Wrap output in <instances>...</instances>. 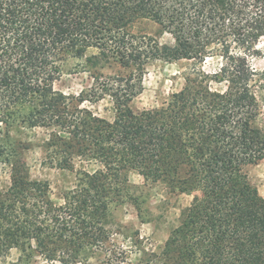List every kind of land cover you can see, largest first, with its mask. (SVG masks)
<instances>
[{
	"label": "trees",
	"instance_id": "trees-1",
	"mask_svg": "<svg viewBox=\"0 0 264 264\" xmlns=\"http://www.w3.org/2000/svg\"><path fill=\"white\" fill-rule=\"evenodd\" d=\"M261 38L264 0H0L4 136L47 128V165L86 164L56 205L14 146L1 145L11 182L0 190V258L14 248L16 261L84 263L104 250L111 206L136 172L194 194L165 241L166 264H264V197L246 171L264 160V70L250 64ZM209 57L220 59L211 72ZM70 59L93 80L77 95L53 87ZM154 60L198 67L160 106L134 111ZM105 97L112 120L82 107Z\"/></svg>",
	"mask_w": 264,
	"mask_h": 264
},
{
	"label": "rangeland",
	"instance_id": "rangeland-1",
	"mask_svg": "<svg viewBox=\"0 0 264 264\" xmlns=\"http://www.w3.org/2000/svg\"><path fill=\"white\" fill-rule=\"evenodd\" d=\"M152 26V25H151ZM150 25L147 27L151 28ZM155 32L154 25L151 28ZM161 44L172 45L170 34L159 37ZM257 49L260 53L250 59V64L257 71L264 70V38H261ZM95 52L89 49L87 54ZM77 63H80L78 65ZM220 63L218 58H207L203 68L211 72ZM82 61L70 59L64 67V72L53 83L56 91L64 94L77 95L89 87L93 80L87 72L81 69ZM198 67L190 60L166 62L154 60L147 66L143 77L142 91L130 102L132 110L151 109L161 105L172 92L180 90L184 84V76L193 67ZM110 72V70H108ZM215 85V84H214ZM219 89L223 85H215ZM82 107L90 109L95 115L107 120L114 117V108L108 97L97 102H84ZM4 126L0 124V150L11 143L15 150L16 160L21 159L20 167L30 179L45 182L49 188V196L56 205L62 204V195L72 189L77 179V170L86 168L83 160L74 157L64 168L47 165V155L50 151L44 148L49 130L41 127H13L8 138L3 134ZM5 155V154H4ZM0 155V190L10 186V165H6ZM97 167L94 163L91 169ZM249 181L264 197V160L246 167ZM195 193V192H194ZM196 194V193H195ZM194 194L170 191L162 183H147L136 172L128 174V184L122 191L121 200L111 206L109 211L104 250H94L84 263L75 264H166L163 251L165 241L171 229L178 225L180 210L187 206ZM34 243V247H35ZM20 252L11 249L0 258V264H63L59 257L54 261L44 259L35 254L34 261H16ZM110 256V257H109ZM107 257L109 260L107 261Z\"/></svg>",
	"mask_w": 264,
	"mask_h": 264
}]
</instances>
